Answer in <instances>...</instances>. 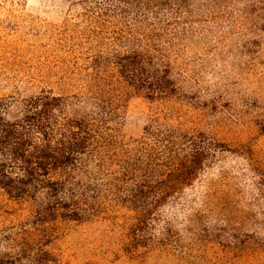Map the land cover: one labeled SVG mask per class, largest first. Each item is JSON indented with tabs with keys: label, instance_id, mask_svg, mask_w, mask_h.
<instances>
[{
	"label": "trees",
	"instance_id": "1",
	"mask_svg": "<svg viewBox=\"0 0 264 264\" xmlns=\"http://www.w3.org/2000/svg\"><path fill=\"white\" fill-rule=\"evenodd\" d=\"M74 4L80 19L51 45L59 93L0 97V190L40 221L116 225L122 248L151 264H264V171L204 128L222 105L200 78L226 31L245 38L226 42L242 54L264 41V0ZM134 96L149 113L125 140ZM44 244L16 250L3 236L0 264H58Z\"/></svg>",
	"mask_w": 264,
	"mask_h": 264
},
{
	"label": "rangeland",
	"instance_id": "2",
	"mask_svg": "<svg viewBox=\"0 0 264 264\" xmlns=\"http://www.w3.org/2000/svg\"><path fill=\"white\" fill-rule=\"evenodd\" d=\"M72 2L75 0H0V97L25 98L45 89L59 93L63 82L53 69L51 45L55 30L80 19L81 9ZM259 34L264 37V32ZM240 37L235 30L226 31L222 42L227 51L209 67L214 73L201 72L202 86L208 87L209 94L221 96L222 105L216 123L207 117L203 126L230 148L245 146L252 166L264 171V41L251 44L253 50L242 54L231 44L245 39ZM149 108L144 97L130 98L122 129L125 140L140 137ZM123 213L113 219L114 224L122 223ZM97 222L40 221L28 206L0 190V238L16 240V250L24 247L36 252L45 243L58 264H151L144 256H131L122 248L121 230L116 225Z\"/></svg>",
	"mask_w": 264,
	"mask_h": 264
}]
</instances>
